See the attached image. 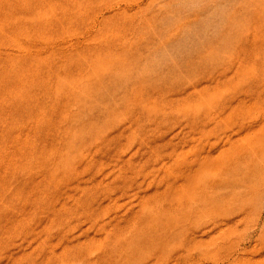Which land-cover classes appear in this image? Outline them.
I'll return each mask as SVG.
<instances>
[{
  "label": "rangeland",
  "instance_id": "374dc122",
  "mask_svg": "<svg viewBox=\"0 0 264 264\" xmlns=\"http://www.w3.org/2000/svg\"><path fill=\"white\" fill-rule=\"evenodd\" d=\"M0 264H264V0H0Z\"/></svg>",
  "mask_w": 264,
  "mask_h": 264
}]
</instances>
